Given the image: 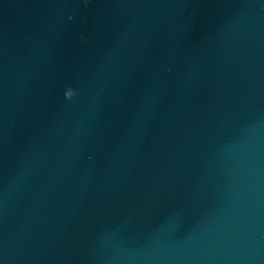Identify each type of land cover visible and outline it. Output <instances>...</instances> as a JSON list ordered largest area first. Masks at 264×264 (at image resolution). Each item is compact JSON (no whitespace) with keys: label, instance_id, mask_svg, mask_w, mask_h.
Returning a JSON list of instances; mask_svg holds the SVG:
<instances>
[{"label":"water","instance_id":"1","mask_svg":"<svg viewBox=\"0 0 264 264\" xmlns=\"http://www.w3.org/2000/svg\"><path fill=\"white\" fill-rule=\"evenodd\" d=\"M0 264H264V0H0Z\"/></svg>","mask_w":264,"mask_h":264}]
</instances>
